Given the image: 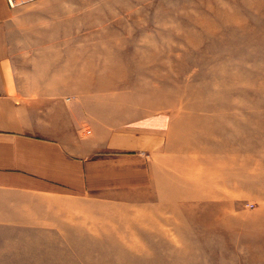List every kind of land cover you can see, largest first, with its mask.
<instances>
[{
    "label": "rangeland",
    "instance_id": "1",
    "mask_svg": "<svg viewBox=\"0 0 264 264\" xmlns=\"http://www.w3.org/2000/svg\"><path fill=\"white\" fill-rule=\"evenodd\" d=\"M32 5L78 45L79 59L47 62L65 98L89 99L96 122L154 117L161 132L144 183L104 206L128 216L112 220V252L66 264H264V0ZM154 212L170 220L154 228Z\"/></svg>",
    "mask_w": 264,
    "mask_h": 264
},
{
    "label": "crops",
    "instance_id": "2",
    "mask_svg": "<svg viewBox=\"0 0 264 264\" xmlns=\"http://www.w3.org/2000/svg\"><path fill=\"white\" fill-rule=\"evenodd\" d=\"M48 9L0 0V264H66L87 259L73 254L112 252V220L128 216L104 206L122 204V192L144 183L141 155L160 145L159 119L106 125L94 120L89 99L65 98L69 89L47 62L79 59V48L52 36L65 22L49 23ZM84 123L90 135L81 134ZM151 216L154 228L170 220Z\"/></svg>",
    "mask_w": 264,
    "mask_h": 264
},
{
    "label": "built area",
    "instance_id": "3",
    "mask_svg": "<svg viewBox=\"0 0 264 264\" xmlns=\"http://www.w3.org/2000/svg\"><path fill=\"white\" fill-rule=\"evenodd\" d=\"M11 8H18L35 2L37 0H6Z\"/></svg>",
    "mask_w": 264,
    "mask_h": 264
}]
</instances>
